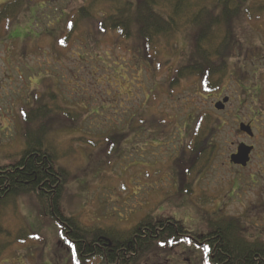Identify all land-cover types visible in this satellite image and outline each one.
Returning <instances> with one entry per match:
<instances>
[{
    "label": "rangeland",
    "instance_id": "1",
    "mask_svg": "<svg viewBox=\"0 0 264 264\" xmlns=\"http://www.w3.org/2000/svg\"><path fill=\"white\" fill-rule=\"evenodd\" d=\"M11 1L0 0V10ZM24 1L16 16L0 21V165L18 161L27 130L42 138L55 167L67 173L61 211L85 226L118 224L129 230L150 216L176 220L186 232L202 235L217 213L240 214L229 199L237 200L247 188L253 166L243 179L226 164L238 141L235 121L241 118L240 90L233 80L241 72L246 84H253L264 70V17L247 20L241 9L233 23L235 43L223 93L231 101L217 112L212 96L195 92L187 79L167 91L175 70L186 64L188 34L164 44L159 57L147 56L134 32L123 39L98 29L97 22L110 13L106 9L74 24L76 9L90 0ZM257 2L264 6V0ZM247 97L241 95L246 102ZM205 110L221 116L213 126V160L201 175L188 177L181 191L178 167L189 159L194 120ZM25 114L35 118L26 122ZM16 198L17 208L7 207L0 217L1 227L13 235L0 261L37 264L55 251L72 250L60 241V226L40 216L33 194ZM18 232L22 237L15 240ZM177 245V252L197 249L188 241Z\"/></svg>",
    "mask_w": 264,
    "mask_h": 264
},
{
    "label": "trees",
    "instance_id": "2",
    "mask_svg": "<svg viewBox=\"0 0 264 264\" xmlns=\"http://www.w3.org/2000/svg\"><path fill=\"white\" fill-rule=\"evenodd\" d=\"M24 2L13 0L6 4L0 10V21L16 16ZM104 9L111 14L108 13L97 22L98 29L101 32H117L123 39H129L134 32L142 41L140 47L148 53L147 56L151 54L150 56L159 57L162 53L159 49H164L178 33L190 36V51L186 55V64L176 69L172 75L167 85L169 94L185 79L195 85V92L209 95L217 91L229 73L227 60L232 56L230 51L233 49V38L235 39L236 34L233 31V23L241 15V9H244L243 16H246L247 20L257 22L264 17V6L257 0H135L134 3L127 0H90L86 6L76 9L74 24L79 20L92 18L97 10L104 12ZM143 60L150 65L146 59ZM39 115L44 117L45 112ZM24 117L26 122H29L33 121L35 115L25 114ZM210 120L215 121L204 112L194 120L195 132L187 144L188 150L186 149L189 159L178 167L182 169L179 177L184 181L183 185L179 186L181 191L183 188L187 189L185 181L188 177L201 175L210 163L215 150L214 143L211 142L216 137L213 128L216 125ZM24 135L25 148L21 151L18 161L0 165V217L7 207L17 208L16 197L33 194L40 216L49 217L60 226L61 242H69L72 245L74 242L70 240L84 237L93 246L101 231L92 226H85L77 217H68L61 211V195L67 182L66 170L55 167V157L43 145L42 138L32 135L28 130ZM215 223H212L210 228L215 226ZM157 227L162 229L159 234L155 230ZM186 231L176 220L160 218L154 221L152 217L146 216L129 231L128 241L115 239L112 247L113 250L119 251V254L123 253V249H129L132 253L130 260L134 262L140 254L149 252L157 241L164 243L165 239L185 240L187 236H192V233ZM21 234L23 232H18L15 240L22 237ZM156 235H159L158 240ZM12 237L13 235L0 225V256L11 245ZM195 237L201 239L200 236ZM74 245V251L82 252L76 243ZM248 246L249 243L243 242L238 253L234 254V264H264V257L257 259L254 252L248 250ZM115 258L117 261L118 256Z\"/></svg>",
    "mask_w": 264,
    "mask_h": 264
},
{
    "label": "flooded vegetation",
    "instance_id": "3",
    "mask_svg": "<svg viewBox=\"0 0 264 264\" xmlns=\"http://www.w3.org/2000/svg\"><path fill=\"white\" fill-rule=\"evenodd\" d=\"M236 68L239 72L237 63ZM246 76L247 74L239 72L237 78L233 80L240 90L236 104L237 109H240L241 118L235 121L238 126V141L233 145V153L229 154L228 160L226 159L228 167L233 171H237L236 173L241 175L243 179L242 173L253 166V170L247 174L249 179V182L245 183L247 188L245 186L242 188L237 200L229 199L231 203L239 206V215L235 217L234 215L224 214L226 212L217 213L216 217L208 219V230L205 234H191L192 236H187L185 240L172 238L173 240L165 239L164 243L157 241L155 244L162 245L161 247L155 250L151 249L144 255L140 254V257L135 259L134 262L130 260L132 253L129 249L126 250L125 248L123 253L119 254V251L113 250L112 247V242L115 239L128 241V233L133 227L126 230L121 229L118 224H109L106 227L92 225L96 228L95 230L101 231V235L96 236L97 240L93 246L84 237L78 240H70L76 243L82 252L77 253L73 249L75 247L74 243L71 245L66 242L72 250L55 251L50 256L41 257L37 264H234V261H232L234 254L238 253V249L241 248V245L243 246V242L249 243L248 250L254 252L257 259L260 256L264 257V70L254 77L253 84L250 82L246 84ZM226 91L227 82L224 81L217 91L209 93L207 96H212L214 101L211 107L215 111V104L228 99L223 109L217 110V112H223L226 105L231 101L230 97L223 96ZM242 94L250 96L247 97V102L244 98H241ZM245 110L246 112H244ZM248 110H251V113L246 115ZM204 113L215 120H210V122L215 123L216 126L220 124L221 116L215 117L211 111L206 110ZM241 126L248 129L250 136L240 130ZM223 127L219 126V129ZM239 146L249 148L248 162L245 167L230 162L231 156L237 153ZM212 160L213 157H211L210 163ZM198 187H201L200 184ZM242 195H247L249 199L244 201ZM157 219L153 218L154 221H157ZM214 222H216L215 226L210 228ZM155 230L157 234L162 231L160 227ZM195 236H200L201 239ZM158 237L159 235L155 236L157 240ZM182 241L191 242L197 249L177 252L176 248L179 245L174 247L173 244ZM87 247L88 250H86ZM259 250L262 252L260 253ZM114 255L118 256L117 261ZM4 263L3 260L0 261V264ZM14 264H20V261H14Z\"/></svg>",
    "mask_w": 264,
    "mask_h": 264
},
{
    "label": "water",
    "instance_id": "4",
    "mask_svg": "<svg viewBox=\"0 0 264 264\" xmlns=\"http://www.w3.org/2000/svg\"><path fill=\"white\" fill-rule=\"evenodd\" d=\"M228 101V99H224L222 102H218L215 104L216 110H222L224 107V104ZM240 130L244 133H247V135L250 136V133L247 128L240 127ZM248 155H249V148H245L243 146H239L237 149V153L230 158V162L234 165H239L241 167H245V165L248 162Z\"/></svg>",
    "mask_w": 264,
    "mask_h": 264
}]
</instances>
